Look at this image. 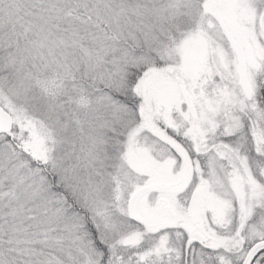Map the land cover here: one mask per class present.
<instances>
[{
  "label": "snow or ice",
  "instance_id": "1",
  "mask_svg": "<svg viewBox=\"0 0 264 264\" xmlns=\"http://www.w3.org/2000/svg\"><path fill=\"white\" fill-rule=\"evenodd\" d=\"M0 264H264V0H0Z\"/></svg>",
  "mask_w": 264,
  "mask_h": 264
}]
</instances>
